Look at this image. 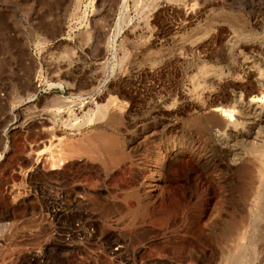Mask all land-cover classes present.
Segmentation results:
<instances>
[{"label": "rangeland", "instance_id": "rangeland-1", "mask_svg": "<svg viewBox=\"0 0 264 264\" xmlns=\"http://www.w3.org/2000/svg\"><path fill=\"white\" fill-rule=\"evenodd\" d=\"M263 165L264 0H0V264H264Z\"/></svg>", "mask_w": 264, "mask_h": 264}, {"label": "bare ground", "instance_id": "bare-ground-1", "mask_svg": "<svg viewBox=\"0 0 264 264\" xmlns=\"http://www.w3.org/2000/svg\"><path fill=\"white\" fill-rule=\"evenodd\" d=\"M247 79V78H246ZM245 80V79H244ZM215 81V80H214ZM233 81V80H232ZM217 86V85H216ZM224 88V87H223ZM218 89V88H217ZM210 91V90H209ZM207 95V94H206ZM203 96V95H202ZM217 96V95H216ZM204 98V97H203ZM189 101V100H188ZM205 101V100H204ZM211 102V101H210ZM206 104V103H205ZM212 104V103H211ZM215 104V103H214ZM219 104V103H218ZM217 105V104H216ZM216 105H210L208 106V110L210 113V118H209V122L213 125V126H217V127H233L234 122H235V117L233 110L232 109H226V108H222ZM253 106V105H252ZM207 109V108H206ZM244 111V110H243ZM242 111V112H243ZM246 112V111H245ZM113 114V113H112ZM115 114V113H114ZM250 114V113H249ZM207 115V114H206ZM246 115V114H245ZM252 116V115H251ZM261 116V115H260ZM237 117V116H236ZM255 117V116H254ZM250 118V117H249ZM115 119V118H114ZM241 120V119H240ZM256 122V121H255ZM110 123V122H109ZM112 123V122H111ZM260 123V122H259ZM256 124V123H255ZM258 124V123H257ZM113 125V124H112ZM256 129V128H255ZM216 133V132H215ZM100 135V134H99ZM221 135V134H220ZM104 138V142H105V146H104V151H106L109 154H117V150L114 147L116 145V141L110 137V136H102ZM257 137V136H256ZM242 138V137H241ZM261 138V137H260ZM215 139V138H214ZM115 141V142H114ZM250 141V140H249ZM210 146V145H209ZM205 148V147H204ZM226 148V147H225ZM227 149V148H226ZM207 151V150H206ZM219 152V151H218ZM263 153V152H262ZM226 154V153H225ZM232 156V155H231ZM198 160V159H197ZM245 163V162H244ZM254 163V162H253ZM256 164V163H255ZM254 164V165H255ZM218 166V165H217ZM248 166V165H247ZM251 166V165H250ZM264 166V165H263ZM262 166V167H263ZM247 169V168H246ZM248 175V174H247ZM249 176V175H248ZM247 180V179H246ZM249 180V179H248ZM252 180V179H251ZM254 180V179H253ZM255 182V181H254ZM245 184V183H244ZM241 186V185H240ZM253 187V186H252ZM259 187V186H258ZM244 191V190H243ZM246 192V191H245ZM247 193V192H246ZM264 196V195H263ZM253 197V196H252ZM253 199V198H252ZM221 202V201H220ZM235 203V202H234ZM241 203V202H240ZM143 204V203H142ZM240 206V205H239ZM244 210V209H243ZM219 212V211H218ZM245 214V213H244ZM206 216V215H205ZM226 216V215H225ZM244 216V215H242ZM241 217V216H240ZM207 218V217H206ZM243 218V217H242ZM241 218V219H242ZM205 220V219H204ZM206 221H208L206 219ZM244 222V221H243ZM203 223V222H202ZM205 224V221H204ZM209 224V223H207ZM244 224V223H243ZM202 225V224H201ZM204 226V225H203ZM236 226V225H235ZM241 226V225H240ZM246 226V225H245ZM205 227V226H204ZM225 228V227H224ZM221 229V228H220ZM227 230V229H226ZM224 231V230H223ZM239 231V230H238ZM221 232V231H220ZM231 234L229 233V231H224L223 233H220V237L226 242L227 239H230ZM239 237V235H238ZM264 240V239H263ZM219 243V242H218ZM226 244V243H225ZM220 245V244H219ZM257 246V245H256ZM231 249V248H230ZM259 249V248H256ZM224 250V249H222ZM228 253V252H227ZM252 262V261H251Z\"/></svg>", "mask_w": 264, "mask_h": 264}]
</instances>
